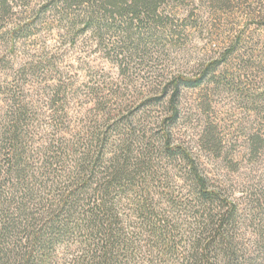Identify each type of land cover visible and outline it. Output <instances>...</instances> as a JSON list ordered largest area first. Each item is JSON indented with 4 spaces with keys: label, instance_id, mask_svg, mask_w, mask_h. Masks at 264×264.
Masks as SVG:
<instances>
[{
    "label": "trees",
    "instance_id": "1",
    "mask_svg": "<svg viewBox=\"0 0 264 264\" xmlns=\"http://www.w3.org/2000/svg\"><path fill=\"white\" fill-rule=\"evenodd\" d=\"M190 6L0 0V264H264V44L170 69ZM204 83L256 116L214 155L239 183L173 133Z\"/></svg>",
    "mask_w": 264,
    "mask_h": 264
},
{
    "label": "rangeland",
    "instance_id": "2",
    "mask_svg": "<svg viewBox=\"0 0 264 264\" xmlns=\"http://www.w3.org/2000/svg\"><path fill=\"white\" fill-rule=\"evenodd\" d=\"M193 1L194 6L189 9H193L191 21L196 29L185 46L171 50L170 69L197 72L200 64L217 56L224 45L236 40L242 54L264 44V0H224L220 4L215 0ZM95 57L105 66L108 76H118L119 69L106 64L100 56ZM84 74H80L79 80H84ZM248 76L247 79H253L257 73ZM245 79L241 77L242 81ZM179 100L180 118L173 126L177 140L193 149L210 177L225 175L230 181L239 183L242 177L237 178L235 173L228 171V165L221 164L214 155L227 152L229 143L237 137L234 128L238 123H251L256 116L249 115L242 99L231 90L213 83L182 89ZM216 138L221 144L215 152Z\"/></svg>",
    "mask_w": 264,
    "mask_h": 264
}]
</instances>
